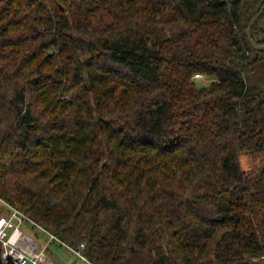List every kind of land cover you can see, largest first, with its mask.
I'll list each match as a JSON object with an SVG mask.
<instances>
[{"label": "trees", "instance_id": "1", "mask_svg": "<svg viewBox=\"0 0 264 264\" xmlns=\"http://www.w3.org/2000/svg\"><path fill=\"white\" fill-rule=\"evenodd\" d=\"M263 4L0 0V200L86 264H262Z\"/></svg>", "mask_w": 264, "mask_h": 264}, {"label": "built area", "instance_id": "2", "mask_svg": "<svg viewBox=\"0 0 264 264\" xmlns=\"http://www.w3.org/2000/svg\"><path fill=\"white\" fill-rule=\"evenodd\" d=\"M7 207L9 210L0 215V243L2 245L0 264H45L46 246L42 247L26 235L23 231L24 228H36L45 233L50 240H54L61 245H64V243L37 225L20 210L8 205ZM73 252L82 257L80 253ZM82 259L85 260L83 257Z\"/></svg>", "mask_w": 264, "mask_h": 264}, {"label": "rangeland", "instance_id": "3", "mask_svg": "<svg viewBox=\"0 0 264 264\" xmlns=\"http://www.w3.org/2000/svg\"><path fill=\"white\" fill-rule=\"evenodd\" d=\"M264 28V20L261 22ZM193 80L198 83L207 84L210 82L209 77H205L199 74L193 76ZM239 161L241 168L245 171H255L264 166V153H246L243 152L239 155ZM8 211L7 205L0 200V215L5 214ZM26 235L30 236L42 247H45V264H86L87 262L82 257L76 255L67 246L59 245L56 241L50 240L49 237L37 230L36 228H24ZM264 264V262L262 263Z\"/></svg>", "mask_w": 264, "mask_h": 264}, {"label": "water", "instance_id": "4", "mask_svg": "<svg viewBox=\"0 0 264 264\" xmlns=\"http://www.w3.org/2000/svg\"><path fill=\"white\" fill-rule=\"evenodd\" d=\"M264 14V4L261 6V8L258 10V12L252 17L250 22L248 23V26L246 28V37L247 40L252 47L253 50L257 52H264V44H257L253 38H252V28L257 23V21L261 18V16ZM196 86L198 88L203 87L201 83H197Z\"/></svg>", "mask_w": 264, "mask_h": 264}]
</instances>
